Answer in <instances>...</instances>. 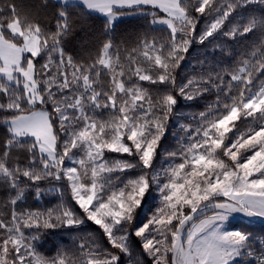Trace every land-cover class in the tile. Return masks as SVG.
Here are the masks:
<instances>
[{"label":"snow or ice","instance_id":"snow-or-ice-1","mask_svg":"<svg viewBox=\"0 0 264 264\" xmlns=\"http://www.w3.org/2000/svg\"><path fill=\"white\" fill-rule=\"evenodd\" d=\"M123 16L159 35L117 39ZM0 125V264H264L228 227L264 219V0H0Z\"/></svg>","mask_w":264,"mask_h":264},{"label":"trees","instance_id":"trees-1","mask_svg":"<svg viewBox=\"0 0 264 264\" xmlns=\"http://www.w3.org/2000/svg\"><path fill=\"white\" fill-rule=\"evenodd\" d=\"M17 3L23 2L26 5H30L36 0H16ZM260 5H253L249 11L255 10L257 14L260 13L261 10ZM88 23H90L93 26V30L96 34L103 32V24H104V18L96 14L94 16H91L89 18ZM201 26L204 24V20H201ZM149 32L150 35H159L158 32H152V30L149 28L147 22L141 18H138L136 16H130V17H124L121 19H118L114 22L113 25V35L117 38H126V39H135L137 34ZM83 33L80 31H77L74 35L70 36L65 41V48L67 51L72 52L74 55H79L81 53L80 48V40L82 38ZM254 40H257V37L255 36H249L247 41H241L236 44L230 45L231 47H234L237 50H241L242 46L246 43H251ZM208 48H211V45H208ZM204 52L203 48H200L199 46H194L191 50V56L196 58H202L201 53ZM219 56V54H218ZM235 59V57H231L228 59V63H231L232 60ZM193 61L190 59L189 63H192ZM189 65L185 64L184 67L179 69V73L181 75L185 74L186 70H188ZM206 103V101H196L195 103L189 104V102L181 101L180 108L177 109L179 112L189 113L200 110L203 105ZM6 135V128L3 125H0V139H2ZM175 144L174 139L171 138V133H169V138L164 141V146L167 148L173 147ZM44 187H47V185H44ZM7 194L0 190V200H3ZM58 202L56 194H47L45 195L41 200L37 201L35 200V197L32 193H26L25 200L22 202L23 204L31 207H48ZM151 206L154 205V200H150L148 202ZM240 225L247 226V227H258L261 229H264V226L258 223L250 222L248 220H245L242 218V220L237 221ZM93 228H86L82 229V231H92ZM75 235L74 232H67L64 230H54L53 232L48 233L44 236V238L38 243L39 251L47 256L54 255L57 248L61 244H67L71 241L72 236Z\"/></svg>","mask_w":264,"mask_h":264},{"label":"rangeland","instance_id":"rangeland-1","mask_svg":"<svg viewBox=\"0 0 264 264\" xmlns=\"http://www.w3.org/2000/svg\"><path fill=\"white\" fill-rule=\"evenodd\" d=\"M102 16V15H101ZM103 17V16H102ZM124 17H127V16H123V17H119L118 19H121V18H124ZM130 17V16H128ZM117 19V20H118ZM155 206V200H154V205L152 207ZM238 220H242V218L240 217H237V216H233L231 219H230V222L228 224V227L229 228H242L244 230H247V231H250L252 232L256 237H264V229H261V228H258V227H247V226H243V225H240L237 221Z\"/></svg>","mask_w":264,"mask_h":264},{"label":"water","instance_id":"water-1","mask_svg":"<svg viewBox=\"0 0 264 264\" xmlns=\"http://www.w3.org/2000/svg\"><path fill=\"white\" fill-rule=\"evenodd\" d=\"M235 216L240 217V218H243V219L248 220V221H250V222H254V223L261 224V225L264 226V219H259V218H257V219H251V220H250V219H248V218H246V217H243L241 214H235Z\"/></svg>","mask_w":264,"mask_h":264}]
</instances>
